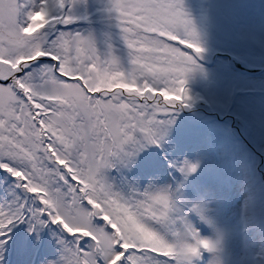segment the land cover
Returning a JSON list of instances; mask_svg holds the SVG:
<instances>
[{
  "label": "snow or ice",
  "instance_id": "obj_1",
  "mask_svg": "<svg viewBox=\"0 0 264 264\" xmlns=\"http://www.w3.org/2000/svg\"><path fill=\"white\" fill-rule=\"evenodd\" d=\"M76 3L0 0V264L20 224L58 229L55 264H194L216 248L190 222L198 165L167 146L192 22L181 0H109L122 58L73 29Z\"/></svg>",
  "mask_w": 264,
  "mask_h": 264
},
{
  "label": "rangeland",
  "instance_id": "obj_2",
  "mask_svg": "<svg viewBox=\"0 0 264 264\" xmlns=\"http://www.w3.org/2000/svg\"><path fill=\"white\" fill-rule=\"evenodd\" d=\"M181 4L204 49L199 56L193 53L196 67L185 84L189 106L175 114L167 138L173 156L198 165L184 180L185 195L192 200L189 191L197 186L195 196L205 200L208 208L205 220L190 222L202 238L216 245L215 251L209 252L208 264H264V70H257L264 68V0H181ZM108 7L109 0H77L74 15L80 19L73 29L91 32L101 52L112 44L126 58L118 24L106 20L114 16ZM213 52L216 55L210 59ZM221 53L257 68L244 71L227 59L229 55ZM205 114L225 116L243 145L229 133L227 123L212 117L203 119ZM190 125L218 129L216 142L203 145L193 140ZM203 134L202 130L197 136ZM215 173L220 174L222 182L224 173L227 184L220 187ZM250 222L252 230H248ZM23 226L26 228L21 230ZM46 228L52 246L49 242L43 244ZM44 234L37 236L29 233L27 224L18 225L5 249L7 264H15V248L19 251L17 264H55L61 254L59 231L55 226H46ZM17 235L20 237L15 244Z\"/></svg>",
  "mask_w": 264,
  "mask_h": 264
},
{
  "label": "trees",
  "instance_id": "obj_3",
  "mask_svg": "<svg viewBox=\"0 0 264 264\" xmlns=\"http://www.w3.org/2000/svg\"><path fill=\"white\" fill-rule=\"evenodd\" d=\"M207 117H212L215 120H218L219 123H222V124H226L227 123L228 124V128H229V130H228L229 133L232 134V135H234L236 137V139H238L239 145H243L242 141H239L240 140V135H238L237 133L234 134V132H237V131H236L235 128L230 127L231 122H228L227 119L225 118V116H221V115L220 116H214V115H207V114H205V116L203 117V119L204 118H207ZM191 118H194V117H191ZM194 119H196V118H194ZM203 119H196V120H200L201 121ZM177 122H179L178 123L179 125L183 123L182 121H177ZM234 124H235V122L233 121V125ZM190 126H191V131L194 134V136H192V137H194L193 140H198L200 143H203V145L204 144L210 145L211 143H215L216 142V137L219 134V130L218 129L215 130L214 128H212L211 125L204 126V127H202V126H193V125H190ZM187 130L189 131L190 129L187 127ZM202 130L204 131L203 136H197V134L200 133V132H202ZM242 139H243V136H242ZM246 145L249 146V144H246ZM230 148H234V147H230ZM263 158H264V156H263ZM25 228H26V226H23V228L21 230H23ZM43 234H44V230L39 233V235H43ZM49 235H50L49 229L46 228V232L43 235V240L42 241H43V244H46V243L49 242L50 246H52L53 240H52V238ZM19 237H20V235L19 236L17 235V238H19ZM17 241H18V239L15 240L14 242H17ZM15 252L18 253V250L16 248H15Z\"/></svg>",
  "mask_w": 264,
  "mask_h": 264
},
{
  "label": "clouds",
  "instance_id": "obj_4",
  "mask_svg": "<svg viewBox=\"0 0 264 264\" xmlns=\"http://www.w3.org/2000/svg\"><path fill=\"white\" fill-rule=\"evenodd\" d=\"M263 2V1H262ZM102 18L100 19V20H98V22H99V24H101L102 23ZM221 54H226V55H229V58H227L228 60L229 59H231V61H238V62H240V63H244V65L243 66H246V67H248V68H255L254 66H251V65H248V64H246L245 63V61H242V60H239V59H237L234 55H231V54H227V53H221ZM216 55V53L213 55V56H215ZM214 57H212V58H210V59H213ZM219 181L221 182V183H219ZM217 183H219L220 184V187H222V185H223V182L221 181V180H219ZM196 209L198 210V218H199V216H203V217H205V219H206V216H205V213H206V211H207V208H208V204H207V202L205 201V200H203V199H201L199 202H197L196 203ZM213 264H214V262H213Z\"/></svg>",
  "mask_w": 264,
  "mask_h": 264
},
{
  "label": "bare ground",
  "instance_id": "obj_5",
  "mask_svg": "<svg viewBox=\"0 0 264 264\" xmlns=\"http://www.w3.org/2000/svg\"><path fill=\"white\" fill-rule=\"evenodd\" d=\"M246 64H248L247 62H245ZM249 65V64H248ZM255 159H253V161H254Z\"/></svg>",
  "mask_w": 264,
  "mask_h": 264
},
{
  "label": "flooded vegetation",
  "instance_id": "obj_6",
  "mask_svg": "<svg viewBox=\"0 0 264 264\" xmlns=\"http://www.w3.org/2000/svg\"><path fill=\"white\" fill-rule=\"evenodd\" d=\"M93 18H91L90 20H87V21H91Z\"/></svg>",
  "mask_w": 264,
  "mask_h": 264
}]
</instances>
